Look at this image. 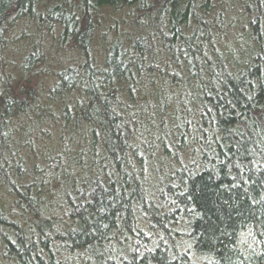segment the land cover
Masks as SVG:
<instances>
[{
  "label": "trees",
  "instance_id": "obj_1",
  "mask_svg": "<svg viewBox=\"0 0 264 264\" xmlns=\"http://www.w3.org/2000/svg\"><path fill=\"white\" fill-rule=\"evenodd\" d=\"M0 264H264V0H0Z\"/></svg>",
  "mask_w": 264,
  "mask_h": 264
}]
</instances>
